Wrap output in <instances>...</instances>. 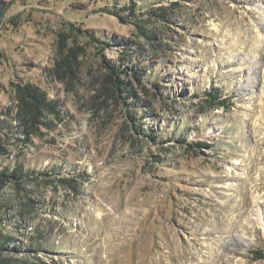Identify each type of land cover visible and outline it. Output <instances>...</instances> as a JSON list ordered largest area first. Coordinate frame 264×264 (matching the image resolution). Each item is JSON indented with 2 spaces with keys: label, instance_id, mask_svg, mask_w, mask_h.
Returning a JSON list of instances; mask_svg holds the SVG:
<instances>
[{
  "label": "rangeland",
  "instance_id": "rangeland-1",
  "mask_svg": "<svg viewBox=\"0 0 264 264\" xmlns=\"http://www.w3.org/2000/svg\"><path fill=\"white\" fill-rule=\"evenodd\" d=\"M1 172L9 264H264V0H0Z\"/></svg>",
  "mask_w": 264,
  "mask_h": 264
},
{
  "label": "trees",
  "instance_id": "trees-1",
  "mask_svg": "<svg viewBox=\"0 0 264 264\" xmlns=\"http://www.w3.org/2000/svg\"><path fill=\"white\" fill-rule=\"evenodd\" d=\"M111 13V12H110ZM115 14H117L116 12H113ZM112 14V13H111ZM69 30L71 32H80V29L70 25ZM73 50H69L70 55L72 54ZM73 55V54H72ZM109 70L107 79L111 85V91L112 93H114V98L116 100H120L121 102L123 101L122 99V94L126 92H128V90L126 89V85L124 83L123 80H121V74L122 72L120 71L119 67H115V66H107ZM46 96L42 93V95L39 94V89H37L36 87H34L33 85L27 84L24 85V87L21 89V102L24 105V107L27 109V113L29 114L30 118L28 119L30 122H35L38 120V115L40 113L39 110H41L37 103L40 104H45L46 103ZM211 98L213 100L216 99V96H211ZM31 99L33 101H31ZM221 105H224V102H220ZM46 106V104H45ZM42 111V110H41ZM155 133H148L147 138L154 140L155 137ZM15 173V172H14ZM14 173H11L12 175ZM4 173L1 172L0 175L2 176ZM0 264H9L7 261H5V259L0 258Z\"/></svg>",
  "mask_w": 264,
  "mask_h": 264
}]
</instances>
